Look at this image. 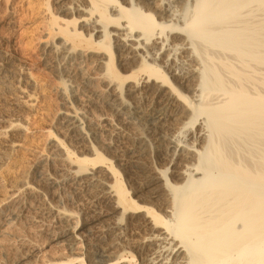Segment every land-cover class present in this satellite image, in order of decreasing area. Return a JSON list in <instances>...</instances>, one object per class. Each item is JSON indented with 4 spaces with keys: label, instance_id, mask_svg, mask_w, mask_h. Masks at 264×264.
Instances as JSON below:
<instances>
[{
    "label": "bare ground",
    "instance_id": "bare-ground-1",
    "mask_svg": "<svg viewBox=\"0 0 264 264\" xmlns=\"http://www.w3.org/2000/svg\"><path fill=\"white\" fill-rule=\"evenodd\" d=\"M58 10L77 15L62 19L44 7L46 39H59L67 55L84 49L95 55L110 105L120 110L122 122L165 129L173 150L170 171L152 169L137 202L98 152L92 158L76 156L50 129L32 131L14 109H33L36 78L3 57L0 93H14V112L0 115L5 199V171L20 166L26 152L41 156L26 142L27 134L40 136L69 164L70 181L101 187L112 218L106 232L115 234L118 248L125 246L126 234L143 233L132 245L135 254L126 256L115 246L97 253L88 248L89 260L264 264V0H70ZM56 115L74 142L87 140L77 111ZM145 117L152 123H144ZM96 169L101 175H94ZM22 178L9 186V196L28 190ZM70 231L58 232L68 246L80 238L87 245ZM106 232L99 235L104 238Z\"/></svg>",
    "mask_w": 264,
    "mask_h": 264
},
{
    "label": "rangeland",
    "instance_id": "rangeland-1",
    "mask_svg": "<svg viewBox=\"0 0 264 264\" xmlns=\"http://www.w3.org/2000/svg\"><path fill=\"white\" fill-rule=\"evenodd\" d=\"M57 1L0 0V60L9 57L7 63L11 61L12 66L29 69L37 85L33 109L19 107L14 111L25 117L32 131L50 129L76 156L92 158L93 153L98 152L119 172L130 195L141 202L148 173L152 169L165 170L166 174L170 171L173 150L164 139L165 129L156 127L152 117L143 119L144 123H152V129L122 122L120 110L110 105L111 96L104 87L103 72L94 62L95 55L86 49L67 55L59 39H46V20L41 14L44 7L49 8V15L62 19L77 15L58 10L61 3L67 4L70 0H61L59 4ZM13 94L11 91L0 93V115L14 112ZM126 98L132 107V97ZM147 105L142 103L141 107L148 109ZM62 110L77 111L81 126L88 132L85 142L75 143L65 131V123L56 115ZM42 138L33 139L27 134V144L42 155L26 152L20 166L7 168L4 173L7 200L6 189L1 184L0 264H99V257L89 260L85 255L88 248L96 253L117 248L126 256L130 252L135 254L132 245L143 233L126 234L121 240L125 246L118 248L115 234L107 229L112 218L101 187L70 181L69 164ZM96 170L94 175H101L100 170ZM42 176L55 179V184L50 186L43 182ZM21 178L30 187L15 197L9 196V186H14ZM108 181L110 179L106 178ZM135 191H139L138 194ZM55 210L62 211L68 219L56 216ZM64 227L82 235L88 246L81 238L73 240L72 237L73 244L68 246L58 233ZM103 230H108L104 238L99 235ZM129 260L131 264L140 263L138 257L136 261Z\"/></svg>",
    "mask_w": 264,
    "mask_h": 264
}]
</instances>
